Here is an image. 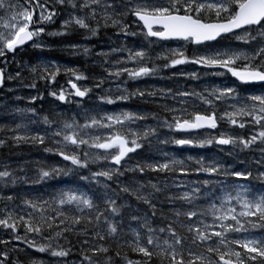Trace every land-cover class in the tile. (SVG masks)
Here are the masks:
<instances>
[{
  "label": "snow or ice",
  "instance_id": "snow-or-ice-1",
  "mask_svg": "<svg viewBox=\"0 0 264 264\" xmlns=\"http://www.w3.org/2000/svg\"><path fill=\"white\" fill-rule=\"evenodd\" d=\"M0 13V90L21 80L25 70L33 78L25 85L30 89H36L37 81L51 86L63 72L69 88L60 86L48 95L76 104L72 115L14 107L6 115L18 122L0 124L5 134L0 148L40 147L63 165L37 164L30 175L24 167L0 162V232L7 237L0 238V264H22L14 255L24 251L19 244L48 256L50 264H264V0H0ZM64 15L58 31L46 32ZM108 28L140 43L95 53L102 67L118 57L93 87L101 90L110 80L119 95L113 98L112 89H103L97 99L112 105L160 97L166 101L157 104L163 116L85 108L92 88L74 82L87 79L79 69L55 61L27 67L15 59L28 44L45 48V35L82 32L87 41ZM225 37L236 44L212 47ZM168 41L190 42L202 51L188 56L180 47L151 55L152 45ZM68 48L74 55L92 53L83 43L69 42ZM11 64L18 69L14 74L6 72ZM188 64L213 69V76L230 74L245 89L227 83L199 91L121 87ZM179 74L192 80L201 76L198 71ZM37 99L33 95L28 102ZM221 124L228 127L220 130ZM168 144L215 147L223 158L178 157L163 151L161 146ZM247 152H259V159H238ZM193 175L204 178L187 179ZM49 181L51 192L18 191ZM28 264L45 261L31 258Z\"/></svg>",
  "mask_w": 264,
  "mask_h": 264
},
{
  "label": "rangeland",
  "instance_id": "rangeland-1",
  "mask_svg": "<svg viewBox=\"0 0 264 264\" xmlns=\"http://www.w3.org/2000/svg\"><path fill=\"white\" fill-rule=\"evenodd\" d=\"M3 13H0V15H2ZM66 18V15L61 16L60 18H58L54 23L47 25L46 26V32H55L59 30V24H60V20ZM132 23V21L130 22V24ZM133 31H135L136 29L133 28L131 29ZM76 34H80V35H84V33L82 32H77ZM76 34H72V36L76 35ZM71 35V34H70ZM69 36V35H68ZM113 34H109L107 35V39L102 40L101 41H97L96 45H94L93 47L90 46L89 48H91L92 53L91 55L85 57L83 54H76L74 55L70 49L68 48V43L72 42V43H83L85 46L88 47V44L85 41H81L79 39H74V38H66V39H60V40H50L48 37L51 36H47L45 35L43 37L44 42L46 44V47L43 48L45 50H59L62 51L64 53V55H66V57L74 59L76 61H80L83 65H81L80 63L78 64V62H63V63H57L63 67H69V68H77L79 69V71L81 73H83L87 79L82 80V81H74L77 83L78 87H89L92 88V93L90 95V97L85 98L84 100V106L85 108H89V109H95L96 111L100 112L101 114H103L104 112H117V111H121L120 109H115L116 108V103H129L131 102V100H135V102H140V103H149L152 104L156 107L157 104H164L166 101L160 99V97H156V98H152V97H146L145 99L141 100L139 98H132L128 101H117L115 104L110 105L111 110L108 108V106H105L97 99L98 96L103 95V89H112V92L109 93V95H119L118 92L115 91L114 88V82L110 81V80H106L104 85H103V89L101 90H97L93 87V83L95 78L101 77V76H106V73L103 71L104 67H108L109 64L111 63V60L117 59V56H112L109 59L108 64H103L102 65V58L101 57H97L95 55V53L100 52V51H105L107 52L109 50V48L111 47H119L121 45V43L127 45L128 47H132L134 44H139L140 40L137 38H130L129 40H125L124 37H120L117 36L115 34V37L113 36ZM99 39V40H100ZM118 39V40H117ZM139 40V41H138ZM169 43V44H166ZM229 44H233L235 45L236 42L232 40L231 37H225L223 40H220L219 43H214L212 45V47L214 48H222L226 45ZM152 47V56H155L156 53L162 52L165 49H169V48H180L183 47L185 54L188 56H191L193 54V52L196 51H202L199 50L197 48V46L191 44L190 42H184V41H169V42H159L156 43L154 45L151 46ZM242 47V46H241ZM38 48H33L31 46V44L25 46L23 49H20L17 53H16V57L15 59L20 63L21 66H27V67H31L33 64H37L38 60H35L36 58L34 57L31 61L28 59L29 57L32 56V50H36ZM124 55L126 56L127 53H124ZM9 59L11 60L12 57L9 56ZM42 62H46V61H40ZM158 64H162L163 61L161 60H157ZM128 67H133V65L131 63H129L127 65ZM18 70L16 64H11L9 65L8 69L6 70L7 73L10 74H14L15 71ZM193 71H198L201 73L200 79L199 80H192L190 78H188L187 76H181L179 73L180 72H184V73H190ZM213 69H203L200 66L197 65H177L174 68L171 69H163L162 71L158 72L155 76L152 77H146V78H141L137 81H132V85L131 87L129 85H126L125 83H121V87H127L129 91L133 90V89H143L145 91L148 90H152V89H168L171 88L174 91L176 89L179 90H189V89H196L197 91L201 90L204 86L206 85H212V84H222V83H227L233 86H236L238 91L243 92L245 88L242 87V85L238 84L236 81H234L230 75H225V76H213L211 75V73L213 72ZM21 80H13L9 83H6L4 85V89L0 90V115L2 116L3 113V117H0V124H6L7 123V119L5 116H7V118L9 119V121H11L12 119L6 115L5 112H8V110H12L14 107H35L37 109L38 114L44 115V114H50L51 111L53 109H55V111L57 112H69V115L74 114V112H70L67 108V105L69 104H62L59 101L54 100L53 97L48 95V92L51 91H57L60 86H64L66 89L69 88L68 84H67V79L68 77H66L63 72H61L55 79V81L53 82V84L51 86H48L46 84V82L44 81H40L43 82V86H44V90L42 91L40 89H38L36 87V89H30L25 87V85L29 84L32 82V76L25 70L21 73ZM12 88L15 91L12 93H7V89ZM39 94L43 95V99H39ZM36 95L38 96V99L36 102H33L32 104H29L28 102V98L30 96ZM15 97H22L23 99H21V102H24L23 104H20L19 101L15 100ZM76 99V98H74ZM12 100V101H11ZM15 100V101H14ZM92 100H97V103H94ZM11 105L12 107H9L7 105ZM73 105L76 106L75 103H72ZM87 104L88 107H87ZM21 107V108H23ZM152 108H154L152 106ZM160 109V113L162 114L161 116H163V112L161 110L160 107H158ZM155 109V108H154ZM157 109V108H156ZM140 111L143 114L148 115L149 117H151L152 113H156V112H149L150 110H148V108H143L140 106H137L136 109H131V111ZM152 110V109H151ZM126 111H130V110H126ZM158 114V112H157ZM147 123L151 124L153 123V121L151 120V118L147 121ZM228 126L226 124H221L220 125V130H223L225 128H227ZM163 132H168L167 129H163ZM240 131V130H237ZM170 136H174V132L172 133H168ZM244 135H247L248 132L245 130L243 132ZM4 135H0V138H3ZM163 138V137H162ZM163 148V151L169 152L171 154H174L178 157H186L189 156L185 153L184 150H177L179 149L178 147H176L175 145L172 144H168V145H163L161 146ZM36 148V147H35ZM40 147H38L39 149ZM184 149H187L189 147L184 146L182 147ZM2 149V148H0ZM225 151H227V147H225ZM46 155H50V157H46ZM216 155H219L221 158H223V153H220L219 151L217 152ZM33 156V155H32ZM29 157L28 154H26V156H24L23 160L17 161V162H8L10 165H19L21 167H24V164H30V166L27 168L29 170L34 171L37 164H60V158L53 156L51 153H42L41 157L38 156L37 158L34 157ZM214 156V155H213ZM49 158V159H47ZM59 159V161L57 160ZM239 159V157H238ZM255 159H259V152H247V159H242L244 160L246 163L249 160H255ZM240 160V159H239ZM133 161L134 160V156H133ZM229 163H233L234 161L232 160V158L228 159ZM63 166V165H61ZM253 168H255V165H252ZM25 168V167H24ZM92 170L95 171L96 170V166L94 165L92 167ZM31 175V173H29ZM85 174V173H82ZM129 176H131V174H129ZM137 178H141L139 177V174H137ZM149 178H153L151 176H145L143 180H147ZM158 178V177H157ZM256 186L259 187V184L256 183ZM0 238H7L5 236V234L3 232H0ZM3 246H0V248H2ZM19 247L23 248L24 251L20 252V253H16L14 255H18L20 261L22 262V264H28L29 260L31 258H36V259H41L45 261V264H50L49 261V257L44 255V254H40L37 253L35 250L33 249H28L26 246H24L23 244H19Z\"/></svg>",
  "mask_w": 264,
  "mask_h": 264
},
{
  "label": "trees",
  "instance_id": "trees-1",
  "mask_svg": "<svg viewBox=\"0 0 264 264\" xmlns=\"http://www.w3.org/2000/svg\"><path fill=\"white\" fill-rule=\"evenodd\" d=\"M132 21V18L129 17L128 20L126 21L127 23L130 24V22ZM109 34H113L114 37H115V29H112V28H108V29H102L97 36L95 37H91L90 39H88L87 41H85L87 44H88V47L90 46H94L96 45V42L97 41H101L104 40V37L105 39H107V35ZM82 36L83 35H80V34H76L74 36L69 35V36H51V37H48L50 40H60V39H66V38H74V39H79L81 41H84L82 40ZM119 37H123L122 35L119 36ZM101 38V39H100ZM130 38L132 37H129L127 40H129ZM100 39V40H99ZM165 43V42H164ZM166 44H169V43H166ZM170 45V44H169ZM32 56L29 57L28 59L31 61L34 57L36 58L35 60H38V62L40 61H55L57 63H65V62H78V64L80 63L81 65H83L80 61H76L74 59H71V58H68L66 57V55H64V53L62 51H59V50H45V49H36V50H32ZM43 82H40V81H37V88L42 90V91H45L43 88ZM126 85H129L131 87L132 85V82L131 80H128L126 83ZM12 101V100H11ZM15 101V100H14ZM94 103H97V100H92ZM101 102V101H100ZM19 103L20 104H23L24 102H21L19 100ZM102 103V102H101ZM104 106L105 104L102 103ZM85 105V104H84ZM89 104H87V107H88ZM9 107H12L11 105H7ZM106 106H108V108L111 110V107L109 104H106ZM137 106H140V107H143V108H148V110H150L149 112H158L159 115H162L160 113V109L152 104H149V103H140V102H135V100H131V102L129 103H116V108L115 109H120V110H130L131 109H136ZM152 106L155 108H152ZM1 107V106H0ZM20 107H23V106H20ZM67 108L68 110H71L70 112H74L75 113V110H76V106L73 105V104H69L67 105ZM157 108V109H156ZM152 109V110H151ZM12 110H8V113H11ZM6 113V112H5ZM12 120L9 121V119L7 118V116H5L4 114V117H6L7 119V125L12 127L14 126V123L15 122H18L14 119V115H11L9 114L8 115ZM0 117H3V113H2V116L0 115ZM0 135H5L3 132H0ZM174 136L176 138H180V134H177V133H174ZM176 146V145H175ZM178 147L179 149L177 150H184L185 153L189 156H193V157H197V156H213V155H216L218 150L215 148V147H205V148H187V149H184L182 148L181 146H176ZM44 153L43 152V149L42 148H39L38 147H34V146H31V145H28V144H22L18 147H15V146H12L11 144L9 145L8 148H2L0 149V162H17V161H20V160H23L24 159V156H26V154L29 155V157H34V158H37L38 156L41 157V154ZM145 155H147V153H140L139 156H134V160L136 161L137 159H141L143 158ZM46 157H50V155H46ZM183 157V156H182ZM49 159V158H47ZM229 159V158H227ZM239 159L242 160V159H247V153L245 154H242L241 156H239ZM59 161V159H57ZM60 164L62 165V162L60 161ZM25 168L27 169L30 164H24ZM12 168H16L17 165L13 164L11 165ZM29 170V169H28ZM33 172V171H32ZM31 170H29V173H32ZM22 174V173H20ZM148 176H151V174H149ZM145 177V176H144ZM144 177H142L144 179ZM203 179L204 177L203 176H191V177H188L187 179H192V180H195V179ZM52 181H49L47 185H44V186H40V185H36V186H23L22 188L18 189V191H20L21 193H23L24 191H27L29 192L30 194H33V195H40V194H43V193H47V192H51L53 189L52 187H50V185H52ZM61 185H57V187H60ZM113 250L115 251V247L113 246ZM121 253L123 254L124 252V249H121L120 250ZM129 255H131L129 253Z\"/></svg>",
  "mask_w": 264,
  "mask_h": 264
},
{
  "label": "water",
  "instance_id": "water-1",
  "mask_svg": "<svg viewBox=\"0 0 264 264\" xmlns=\"http://www.w3.org/2000/svg\"><path fill=\"white\" fill-rule=\"evenodd\" d=\"M169 42V41H168ZM29 45V44H28ZM24 48V47H23ZM22 49V48H21ZM230 75V74H229ZM231 77V76H230ZM232 78V77H231ZM233 80H235V78H232ZM239 83V82H238ZM225 147H227V146H225Z\"/></svg>",
  "mask_w": 264,
  "mask_h": 264
},
{
  "label": "bare ground",
  "instance_id": "bare-ground-1",
  "mask_svg": "<svg viewBox=\"0 0 264 264\" xmlns=\"http://www.w3.org/2000/svg\"><path fill=\"white\" fill-rule=\"evenodd\" d=\"M113 36H114V35H113ZM113 36H112V37H113ZM119 38H120V37H119ZM117 40H118V39H117ZM138 41H139V40H138ZM197 149H198V148H197ZM202 149H203V148H202Z\"/></svg>",
  "mask_w": 264,
  "mask_h": 264
},
{
  "label": "flooded vegetation",
  "instance_id": "flooded-vegetation-1",
  "mask_svg": "<svg viewBox=\"0 0 264 264\" xmlns=\"http://www.w3.org/2000/svg\"><path fill=\"white\" fill-rule=\"evenodd\" d=\"M243 88H245V86L242 85Z\"/></svg>",
  "mask_w": 264,
  "mask_h": 264
}]
</instances>
